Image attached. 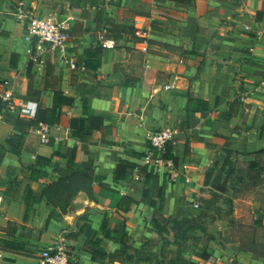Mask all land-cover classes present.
I'll list each match as a JSON object with an SVG mask.
<instances>
[{"label": "crops", "instance_id": "0c3cea01", "mask_svg": "<svg viewBox=\"0 0 264 264\" xmlns=\"http://www.w3.org/2000/svg\"><path fill=\"white\" fill-rule=\"evenodd\" d=\"M32 15L70 31L63 50L33 59ZM136 27L147 31L144 42ZM263 59L264 0H0V82L35 106L23 117L0 99V125L10 133L0 169L22 166L16 179L30 183L3 197L0 226L38 229L40 250L63 239L79 264H102L125 246L142 249L163 219L180 214L203 171L230 153L263 177L253 184L252 220L264 229ZM31 120L47 123L50 142H40ZM165 126L179 129L168 145L172 177L142 162L148 133ZM84 163L95 199L81 191L66 212L48 203L45 184ZM98 246L107 255L92 260ZM156 252L162 264H264V245L240 238L187 247L176 260ZM0 264L44 261L40 252L0 251Z\"/></svg>", "mask_w": 264, "mask_h": 264}, {"label": "rangeland", "instance_id": "374dc122", "mask_svg": "<svg viewBox=\"0 0 264 264\" xmlns=\"http://www.w3.org/2000/svg\"><path fill=\"white\" fill-rule=\"evenodd\" d=\"M7 131L6 126L0 125V161L4 150L2 137L7 134L4 139L10 141ZM237 158L226 153L207 167L199 179L200 186L191 191L189 199L182 204L180 214L163 219L157 232L152 233V239L142 249L137 252L125 246L117 253L106 256L102 264H162L156 261L154 248L163 260H176L179 251L187 247L199 250L230 244L239 238L264 245V232L260 231L264 229L258 224L254 227L255 221L252 220V202L258 197L253 184L261 182L263 177L250 173L249 163L253 161ZM19 168L14 169L12 174L8 169H0V192L5 201L16 190L30 185L27 179H16ZM37 189L40 190V187ZM254 228H258V231L251 234ZM38 238V229L29 230L25 225L8 223L0 226V251L37 257L41 251ZM97 250L101 251L102 247L98 246ZM260 253L262 251H258ZM10 256L6 254L4 259L14 261L18 258Z\"/></svg>", "mask_w": 264, "mask_h": 264}, {"label": "built area", "instance_id": "2783aa9c", "mask_svg": "<svg viewBox=\"0 0 264 264\" xmlns=\"http://www.w3.org/2000/svg\"><path fill=\"white\" fill-rule=\"evenodd\" d=\"M134 34L142 38L143 42L148 38L147 31L141 27H136ZM28 35L34 44L33 59H36V55L41 52L55 49L63 50L71 39L70 31L58 21L34 15L28 19ZM112 43L108 40L103 43V46H110ZM70 66L74 68L75 63L71 61ZM261 84L264 87V76ZM0 99L5 109L16 110L20 116L31 117L34 112V103L15 97L12 88L6 81L0 82ZM178 131L179 129L176 126H165L150 131L148 133V149L142 155L143 165L156 173L163 171L165 174H169L170 177L174 176L177 171L174 159L169 155L168 145L174 141ZM36 132L41 143L50 142V128L47 123L38 121ZM2 204L3 195L0 193V212ZM40 258H42L44 264H79L63 239L51 247L41 249Z\"/></svg>", "mask_w": 264, "mask_h": 264}, {"label": "trees", "instance_id": "16d2710c", "mask_svg": "<svg viewBox=\"0 0 264 264\" xmlns=\"http://www.w3.org/2000/svg\"><path fill=\"white\" fill-rule=\"evenodd\" d=\"M3 105V103H1ZM232 102L230 104L233 105ZM30 124H36V121L31 120ZM123 163L118 164V169ZM15 168H8V172L11 174ZM137 171L141 172L140 168L135 167ZM21 174H26L25 169L21 166L19 168ZM94 175H92L91 167L84 163L77 165L69 175L59 177L56 180H52L45 184L42 188V194L46 197L47 202L58 207L62 212H66L72 198H74L79 192H84L90 200L95 199L93 190ZM106 228L105 218L100 225V229L104 230ZM94 253V255H93ZM97 257H104L107 254L103 252H98L97 249L93 250L91 259L95 260Z\"/></svg>", "mask_w": 264, "mask_h": 264}]
</instances>
